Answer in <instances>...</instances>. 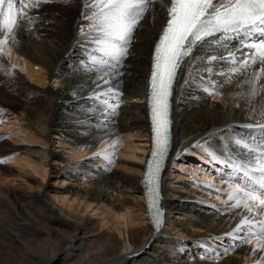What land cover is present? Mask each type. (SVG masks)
Returning a JSON list of instances; mask_svg holds the SVG:
<instances>
[{"label": "bare ground", "instance_id": "bare-ground-1", "mask_svg": "<svg viewBox=\"0 0 264 264\" xmlns=\"http://www.w3.org/2000/svg\"><path fill=\"white\" fill-rule=\"evenodd\" d=\"M168 4L156 0L121 74L103 86L122 93L115 112L93 98L102 73L89 67L96 53L81 35L88 25L82 0L44 5L31 30L22 27L19 43L5 49L0 65L15 68L11 76L0 71V264H256L264 257V248L253 254L255 238L246 244L225 235L243 210L223 203L231 170L215 177L210 168L225 167L207 155L239 156L232 141L252 131L243 125L264 120V91L251 104L238 95L249 91L238 85L251 69L231 83L222 74L230 67L226 61L197 59L181 69L161 176L165 223L155 230L147 219L141 180L150 145L148 75ZM228 46L240 47L237 41ZM219 53L227 55L223 48L199 55ZM204 86L219 94L209 95ZM54 136L72 145L73 156L56 153ZM103 151L113 163L95 156ZM87 156L92 161H80ZM195 158L207 163L206 173L184 166ZM48 170L62 178L58 184L45 183Z\"/></svg>", "mask_w": 264, "mask_h": 264}, {"label": "snow or ice", "instance_id": "snow-or-ice-1", "mask_svg": "<svg viewBox=\"0 0 264 264\" xmlns=\"http://www.w3.org/2000/svg\"><path fill=\"white\" fill-rule=\"evenodd\" d=\"M69 0H0V57L5 49L18 44L16 38L22 27L28 30L38 22L40 10L44 5L68 3ZM156 0H82V18L88 22L87 31L81 28V35L95 45L90 55V69H97V88L93 98L105 108L115 112L119 107L122 93L110 84L111 76H119L125 60L131 55V47L142 20ZM229 41L240 45L235 51L228 46ZM223 53L199 55L206 49ZM207 61L209 64L226 61L230 67L227 82L250 69L252 74L241 85L249 86L248 103L264 91V0H169L167 19L158 40L154 45L153 62L150 73L149 104L151 110L154 146L151 159L146 162L144 183L147 186L148 209L157 227L162 212L160 198V172L170 144V110L174 84L186 63L194 60ZM15 65H0V71L13 75ZM208 73L213 69L208 67ZM189 83L188 80L184 81ZM211 88L217 85L209 80ZM209 95L219 94L204 86ZM115 99L116 103H110ZM254 111V109H252ZM264 117V106L259 112ZM252 130L247 138H235L232 143L241 149L239 156L222 157L208 152L210 160L231 169L227 183V199L223 203L229 209H242L241 219L231 232L225 235L242 239L244 243L256 240L253 254L264 248V120L243 125ZM253 133H259L254 135ZM118 143V142H117ZM115 147V145H113ZM207 152V150H205ZM109 163L113 160L106 151L99 153ZM3 162V161H0ZM245 233L241 237L240 234ZM219 239V237L217 238ZM227 251V250H226ZM256 264H264L260 257Z\"/></svg>", "mask_w": 264, "mask_h": 264}, {"label": "rangeland", "instance_id": "rangeland-1", "mask_svg": "<svg viewBox=\"0 0 264 264\" xmlns=\"http://www.w3.org/2000/svg\"><path fill=\"white\" fill-rule=\"evenodd\" d=\"M148 81H149V75H148ZM46 87H49V85H47ZM45 87V88H46ZM61 139L58 138L57 136H54L53 137V147L56 149L55 151H57L56 153H66V154H69L70 156H73V153L70 151L72 150V145L69 144L68 142H65V143H61V144H58V141H60ZM52 144V143H51ZM70 149V150H69ZM99 151V149H96L95 151H93L92 153H97ZM95 156L98 158L99 155L98 154H95ZM97 158H95V160H97ZM92 161L90 157H85V158H82L80 161L81 162H87V161ZM94 160V161H95ZM75 162H78V161H75ZM94 163V162H93ZM187 164V162L185 163V165ZM94 166H97V167H100V165L98 166V164H93ZM184 165V166H185ZM56 166H60V165H56ZM172 170V169H171ZM207 170V169H206ZM212 174V173H211ZM191 175V174H190ZM47 178L45 179V183H47L48 181L49 182H52V183H55L53 181H56V184H58V181L60 179H62L61 177L58 178V180H56V174L55 173H50V171L48 170L47 171ZM216 177V176H215ZM221 179V177H219ZM218 179V178H217ZM70 180H67V182L65 183V187L66 186H69L71 184V181L69 182ZM217 207L220 206V204H216ZM218 244V243H216ZM217 247H219L218 245H216ZM226 247V246H225ZM220 249V248H219Z\"/></svg>", "mask_w": 264, "mask_h": 264}]
</instances>
